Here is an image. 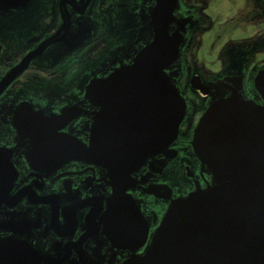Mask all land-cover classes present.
<instances>
[{
    "label": "flooded vegetation",
    "instance_id": "af4514ba",
    "mask_svg": "<svg viewBox=\"0 0 264 264\" xmlns=\"http://www.w3.org/2000/svg\"><path fill=\"white\" fill-rule=\"evenodd\" d=\"M7 1L0 0V241L28 244L43 257L39 264H125L144 254L169 203L209 180L190 142L218 83L241 76L245 96L261 102L252 78L264 66V0H177L174 15L191 19L171 69L186 113L174 142L120 182L132 204L120 209L117 219L108 218L114 208L110 197L115 183L104 167L86 159L69 161L56 170L27 162L28 143L18 132L25 115L20 105L26 102L47 113L74 107L76 116L73 111L67 123L62 119L61 130L88 144L96 111L85 98L84 87L90 76L104 78L113 68L128 65L135 51L151 39L149 15L154 0H85L82 15L66 4V38L30 59L5 83L26 55L62 23L61 0H49L56 4L45 13L40 3L11 8ZM81 29L85 46L77 50L78 59L69 63L75 51L64 50L78 43L73 35ZM96 33L98 37L92 39ZM106 47L113 49L111 56L87 64ZM233 50L244 55L234 56ZM235 59L238 68L232 65ZM193 78L210 85V91L193 88ZM77 81L83 85H75ZM28 186L45 201L30 200ZM75 205V219H68ZM131 208L136 209L134 216L129 214Z\"/></svg>",
    "mask_w": 264,
    "mask_h": 264
},
{
    "label": "water",
    "instance_id": "95a60500",
    "mask_svg": "<svg viewBox=\"0 0 264 264\" xmlns=\"http://www.w3.org/2000/svg\"><path fill=\"white\" fill-rule=\"evenodd\" d=\"M7 3L11 8L40 3V10L45 13L55 2ZM66 4L81 15L85 9V0H61L59 29L29 52L5 83L23 70L30 59L66 38ZM176 7L177 0H154L149 15L151 39L135 51L128 65L113 68L104 78L89 77L84 87L85 98L96 112L88 144L61 130L73 111L76 116L74 107L47 113L44 108L36 110L26 102L20 105L25 115L18 132L28 143L27 162L35 168L55 169L69 161L86 159L104 167L115 183L110 197L114 208L108 214L111 219H117V212L132 204L124 197L120 182L148 157L161 153L174 142L186 113L185 99L171 69L183 43L182 32L191 19H178L174 15ZM73 36L79 38L78 43L70 44L74 50H64L75 51L73 56L68 55L69 63L78 59L77 50L85 46V30ZM97 37L96 33L91 38ZM113 52L106 47L87 64H96L100 56L109 57ZM80 69L85 70V62ZM218 84L190 142L209 180L172 200L144 254L129 258L125 264H264V66L252 78L259 103L245 96L241 76L226 78ZM75 85L83 84L77 81ZM191 86L203 93L211 89L199 78H193ZM62 119L65 123L61 125ZM30 188V200L45 201ZM77 206L67 214L68 219H75ZM135 213L136 209H129L130 216ZM42 258L28 244L0 241V264H39Z\"/></svg>",
    "mask_w": 264,
    "mask_h": 264
},
{
    "label": "rangeland",
    "instance_id": "374dc122",
    "mask_svg": "<svg viewBox=\"0 0 264 264\" xmlns=\"http://www.w3.org/2000/svg\"><path fill=\"white\" fill-rule=\"evenodd\" d=\"M233 53H234V56H236V54H238V55H244L242 52H240V51H237V50H233ZM239 61H236V59L233 61V63H232V65H235L237 68H238V66H239Z\"/></svg>",
    "mask_w": 264,
    "mask_h": 264
}]
</instances>
